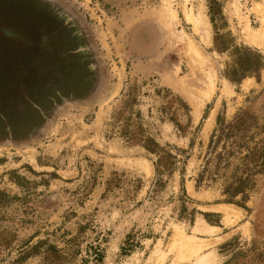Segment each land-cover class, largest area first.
Returning a JSON list of instances; mask_svg holds the SVG:
<instances>
[{
    "label": "rangeland",
    "instance_id": "1",
    "mask_svg": "<svg viewBox=\"0 0 264 264\" xmlns=\"http://www.w3.org/2000/svg\"><path fill=\"white\" fill-rule=\"evenodd\" d=\"M52 1L84 25L99 73L83 98L52 95V4L0 0V264H192L175 233L219 239L209 264H264V0H171L177 25L167 0ZM177 27L214 77L199 115ZM159 149L173 164L153 190Z\"/></svg>",
    "mask_w": 264,
    "mask_h": 264
},
{
    "label": "flooded vegetation",
    "instance_id": "2",
    "mask_svg": "<svg viewBox=\"0 0 264 264\" xmlns=\"http://www.w3.org/2000/svg\"><path fill=\"white\" fill-rule=\"evenodd\" d=\"M53 2L49 0L52 6L46 10L48 21L62 45L57 56L60 67L53 70L54 81L49 89L55 97L68 94L66 100H73L76 95H87L94 90L99 73L97 59L82 22L67 9L53 6Z\"/></svg>",
    "mask_w": 264,
    "mask_h": 264
},
{
    "label": "bare ground",
    "instance_id": "3",
    "mask_svg": "<svg viewBox=\"0 0 264 264\" xmlns=\"http://www.w3.org/2000/svg\"><path fill=\"white\" fill-rule=\"evenodd\" d=\"M186 1L187 0H184V2ZM165 4L167 7V18L170 19V22L172 24L177 25L178 24L177 15L175 13V10L171 6V0H167ZM185 6L186 4L184 5V11H183L185 20L188 21L192 25L193 32L199 31L200 27H204V25L207 24L205 17L203 16L200 10H199L198 16H196L195 14H193V11L190 8L187 9L189 6L187 8H185ZM177 32L181 36H186V40L183 42V44H185V49H186L185 52L188 56L189 61L193 65L194 70H196L194 74H192L194 75V79H193L194 82H192L191 80L192 84L190 83L189 84L191 88L193 87L197 92V97L195 98L198 99L197 100L198 103L195 101V103L197 104L194 108L195 109L194 114L197 115L199 112L198 109L202 107V105L206 103L207 101H209L212 97V94L215 89L214 77H213V74H211L212 72L210 73V71L208 73L201 71V68H202L201 65L203 63L202 53L193 43L191 38L187 37V35L184 33V31L180 27H177ZM223 89H226L225 83L223 85ZM213 209L218 210V211L220 210L224 214L223 220L227 226H231L233 223H235L239 219L240 214L238 213V210H236L230 205H220L218 207H214ZM218 231H219L218 227L204 224L201 221H198L195 224V227L193 229V232L197 235H215L217 234ZM218 240L219 239H216V238L214 240H209V241L203 240L200 238L198 239L194 235H186L185 237H183L181 234L175 233L174 238L173 240H171V242H172V246L176 250L177 257L180 260L187 261L191 257L195 256L192 264H209L208 262L209 255L207 253H203V254H199V253L201 252V250L214 244Z\"/></svg>",
    "mask_w": 264,
    "mask_h": 264
},
{
    "label": "trees",
    "instance_id": "4",
    "mask_svg": "<svg viewBox=\"0 0 264 264\" xmlns=\"http://www.w3.org/2000/svg\"><path fill=\"white\" fill-rule=\"evenodd\" d=\"M245 51V53L247 54V55H251L252 56V58H254V62L255 63H257L258 61H259V59H258V54L257 53H255V52H252V51H246V50H244ZM246 56V55H245ZM248 63V62H247ZM239 64L241 65V66H243V65H245V64H243L242 62H239ZM248 67H249V63L247 64V66H245V67H243V69L244 70H247L248 69ZM65 96H67L68 97V94L67 95H65ZM84 96H86V95H76V98H78V97H80V98H83ZM160 150L162 151V149H159V150H156L157 152H156V154H157V160H156V162H155V177H154V181H153V183H152V185H153V190L154 189H157L158 187H160L161 186V184H162V174H163V172H164V170L165 169H168L169 167H170V165H172L173 164V162H171V158H172V155L171 154H163V153H161L160 152ZM159 151V152H158ZM163 152H165V151H163ZM199 180L200 179H196V182L197 183H199ZM239 188H238V186L236 187V188H233L232 190H230V191H232L231 192V194H232V196L235 194V191H237ZM239 192V191H238ZM37 248V247H36ZM51 249V248H50ZM47 250H49V249H47ZM54 259H56V257L58 256V257H60V255L59 254H57V252L56 251H54ZM52 255H50L49 253H48V251H47V255L45 256V260H47V261H49L50 262V257H51ZM48 263V262H47Z\"/></svg>",
    "mask_w": 264,
    "mask_h": 264
}]
</instances>
